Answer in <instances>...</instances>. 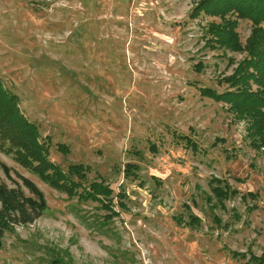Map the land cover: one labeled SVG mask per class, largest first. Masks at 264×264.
I'll return each instance as SVG.
<instances>
[{"label": "rangeland", "instance_id": "obj_1", "mask_svg": "<svg viewBox=\"0 0 264 264\" xmlns=\"http://www.w3.org/2000/svg\"><path fill=\"white\" fill-rule=\"evenodd\" d=\"M195 1L0 0L2 88L48 144L47 158L63 170L88 165L83 183L103 180L116 212L49 187L0 151V160L32 180L46 201L32 223L4 234L0 264L264 259V152L250 147L242 120L196 88L222 90L216 80L234 66L228 58L242 54L203 44L204 25L220 20L188 16ZM225 16L244 43L250 21L232 11ZM125 162L138 165L136 176L123 175ZM210 177L237 191L223 207L205 201ZM0 178L9 184L1 172ZM187 210L198 226L185 224ZM231 250L246 258H232Z\"/></svg>", "mask_w": 264, "mask_h": 264}, {"label": "trees", "instance_id": "obj_2", "mask_svg": "<svg viewBox=\"0 0 264 264\" xmlns=\"http://www.w3.org/2000/svg\"><path fill=\"white\" fill-rule=\"evenodd\" d=\"M232 11L238 16L250 21L251 29L244 43H240L236 31L235 21L225 16ZM202 15L218 16L219 22H207L204 25V43L211 49H222L242 54L235 61L228 58V64L234 66L228 74L220 75L216 83L223 88L217 91L210 87L197 85L201 96L225 105L233 119L244 122L245 135L254 150L264 152V0H196L188 16ZM202 64L197 63V70ZM185 147L196 150L195 143L187 138L174 134ZM5 143L7 145H5ZM59 151H64L56 146ZM0 151L9 154L20 165L36 174L49 187L65 193L75 195L78 200L96 201L116 213L111 207L112 189L103 180H92L86 184V174L90 167L82 163L68 164L63 170L48 158V144L40 140L35 125L24 118L17 108V97L2 88L0 84ZM139 169L137 164L125 162L123 175L136 176ZM0 172L9 181L0 178V246L5 233L13 231L15 226L32 223L46 209V201L42 191L29 178L14 172L11 167L0 160ZM11 172L15 178L11 176ZM209 192L205 194V201L212 206H224V201L236 195L237 191L225 179L210 177ZM116 196L124 197L122 192ZM119 199L117 206L124 208ZM185 224L198 226L200 219L187 210ZM212 220L221 226V220L213 216ZM177 221L181 220L177 218ZM229 255L235 259L246 258L242 252L231 250ZM248 264H264L261 256L249 254ZM51 264H65L60 258H52Z\"/></svg>", "mask_w": 264, "mask_h": 264}]
</instances>
